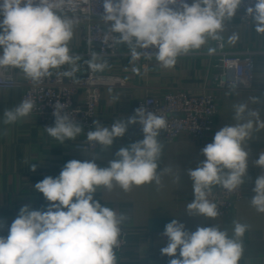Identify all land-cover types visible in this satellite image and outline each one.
I'll list each match as a JSON object with an SVG mask.
<instances>
[{"label": "clouds", "instance_id": "9594fccd", "mask_svg": "<svg viewBox=\"0 0 264 264\" xmlns=\"http://www.w3.org/2000/svg\"><path fill=\"white\" fill-rule=\"evenodd\" d=\"M70 2L0 0V68H18L26 78L40 83L52 75V69L69 65L70 70L63 74L74 77L82 57L71 54L69 48L77 23L64 14ZM243 3L244 0H192L191 4L188 0H102L100 18L108 26L105 39L110 38L113 45H127L133 61L141 56L155 57L161 67L172 68L179 56L201 49L209 38L219 39L224 21L232 19ZM245 13L251 17L255 31L264 34V0H253ZM214 51L208 49L209 54ZM89 55L85 63L92 72L108 67L95 51L90 50ZM34 107L33 100L23 99L4 110L3 123L29 116ZM63 107L60 103L53 105L54 125L45 128L61 144L83 131L63 112ZM257 115L246 104H234L236 123L222 127L201 150L205 159L188 170L194 191V200L186 205L189 216L215 220L220 215L218 206L208 199L213 186L234 193L245 183L250 155L245 141L254 127L251 117ZM93 124L95 130L87 131V139L105 151L115 139L126 135L129 125L139 124L143 139L120 148L115 153L118 159L109 161L108 167L97 165L98 155L92 160L73 159L66 162L58 177L47 176L37 182L34 188L50 203L45 209H33L31 205L19 209L8 235L0 236V264H117L115 249L120 245V226L127 217L95 200L94 193L99 186L111 190L119 185L129 190L133 185L153 181L159 184L157 161L162 144L157 138L160 130L167 127V120L141 106L126 120H115L110 126L99 120ZM255 165L264 170V151ZM36 167L31 164L32 171ZM252 190L251 205L264 213V175L255 178ZM4 224L0 220V229ZM232 225L231 234L217 225L197 227L193 232L173 219L161 234L167 238L161 254L172 258L169 264H239L248 225L235 220Z\"/></svg>", "mask_w": 264, "mask_h": 264}, {"label": "crops", "instance_id": "0c3cea01", "mask_svg": "<svg viewBox=\"0 0 264 264\" xmlns=\"http://www.w3.org/2000/svg\"><path fill=\"white\" fill-rule=\"evenodd\" d=\"M78 20L79 18L66 14ZM82 26L74 27V35L69 42L71 54L82 58L78 61L79 71L83 74L90 70L85 63L88 58L82 55L84 39ZM224 48L230 52L253 50L258 52L254 68L253 88L239 90L224 88L217 90L219 114L214 130L202 141H194L187 135L180 136L174 142H163L162 152L157 161V173L160 183L155 181L143 185H133L129 190L115 185L111 190L99 186L94 199L102 205L113 209L118 215L127 219L121 224L125 230L126 244L116 253L117 264H169L171 257L161 254L167 238L163 232L151 231L149 222L153 218H170L184 223L186 229L195 231L197 227L217 225L227 228L232 233V221L248 225L242 240L244 252L239 264H264V213L258 212L252 205L254 180L264 175V170L255 165L259 153L264 151V34L255 31L254 23L242 20L241 9L230 20H225L223 30L218 33ZM235 37V38H233ZM208 39L201 49L177 58L172 68H163L155 59L143 61L136 66L131 56L106 60L108 67L102 72L121 77L124 85H109L101 90V96L95 120L110 126L115 120H126L131 117V110L136 100L147 96L159 97L168 91L185 89L191 94H200L209 90V76L212 73V54L209 48L216 50V41ZM127 51V50H126ZM2 52V50H0ZM69 65L61 67L67 68ZM70 70V69H68ZM19 80L26 79L25 74L15 68ZM22 87L0 88V220L5 224L13 222L23 205L33 209H45L50 203L34 185L47 176L58 177L66 162L95 160L98 166L108 167L109 161L118 159L115 153L119 144L128 139L126 135L114 140L108 150H102L98 144L90 152L77 149L78 143L87 141L85 129L75 138L66 139L63 144L40 126L36 116L30 114L15 123L5 125L3 112L13 108L22 101ZM246 104L249 111L258 113L253 120V131L245 144L249 151V166L243 187V197L231 212L218 216L215 220L203 216H189L186 205L194 200L193 182L188 175L189 169H195L205 157L201 150L213 141L214 135L226 125H234L233 105ZM95 130V128H94ZM143 139L136 134V141ZM36 164V171L31 164ZM171 169L166 172L165 169ZM216 187V186H213ZM75 199V198H74ZM179 256V250L177 252Z\"/></svg>", "mask_w": 264, "mask_h": 264}, {"label": "built area", "instance_id": "2783aa9c", "mask_svg": "<svg viewBox=\"0 0 264 264\" xmlns=\"http://www.w3.org/2000/svg\"><path fill=\"white\" fill-rule=\"evenodd\" d=\"M191 2L192 0H188L189 4ZM252 2L253 0H244L240 8L242 20L248 23L252 19L245 16V9ZM102 12V0H71L65 6L64 14H70L86 21L81 27L84 39L82 55L90 59L89 51L92 50L105 60L130 56L127 45H113L110 38L105 39V36L108 35V26L100 18ZM89 42L91 43L89 44ZM138 51L146 52L147 50L138 49ZM152 51L154 52L155 49ZM257 55L258 52L253 50L227 51L222 40H217L216 50L212 53L214 62L212 63V73L209 76V90L195 95L185 89H179L165 92L159 97L147 96L136 100L134 114L137 108L144 106L147 110L166 117L167 127L160 130L158 141L170 143L182 135H187L194 141H202L209 132L214 130L218 120L217 90L232 88V85H236L235 89L239 90L253 88ZM262 55L264 59V52ZM142 60L147 62L151 59L141 56L140 59L134 61V64L142 65ZM68 69L70 66L52 69L51 76L43 78L40 83H34L28 78L17 79L14 67L0 68V88L22 87V100L29 99L35 102L31 114L36 116L44 130L46 127L54 125L53 105L60 103L64 106L63 112L82 126L87 134V131L94 130L93 121H95L102 88L113 84L124 85L125 81L119 76L92 72L91 70L83 74H75L74 77H66L63 73ZM135 130L136 134L143 137L139 124H135ZM75 147L92 152L97 149L98 143L90 142L87 139L86 142L78 143ZM242 197V186L234 193H229L216 186L213 187L208 199L217 204L220 216H223L234 210ZM11 223L4 224V227L0 229V236L8 235ZM120 227V245L115 249L116 253H119L126 244L127 234L122 226Z\"/></svg>", "mask_w": 264, "mask_h": 264}, {"label": "water", "instance_id": "95a60500", "mask_svg": "<svg viewBox=\"0 0 264 264\" xmlns=\"http://www.w3.org/2000/svg\"><path fill=\"white\" fill-rule=\"evenodd\" d=\"M134 115V108L131 110V116ZM136 141V130L135 124L129 125V136L128 139L125 140L123 143L119 144L118 150L120 148H127ZM172 219L170 218H153L149 222L150 230L157 231V232H164L166 224L170 223Z\"/></svg>", "mask_w": 264, "mask_h": 264}, {"label": "rangeland", "instance_id": "374dc122", "mask_svg": "<svg viewBox=\"0 0 264 264\" xmlns=\"http://www.w3.org/2000/svg\"><path fill=\"white\" fill-rule=\"evenodd\" d=\"M77 21V24H79V25H84L85 23H86V21H84V20H81V19H78V20H76Z\"/></svg>", "mask_w": 264, "mask_h": 264}]
</instances>
